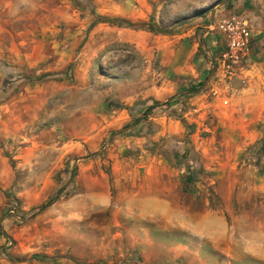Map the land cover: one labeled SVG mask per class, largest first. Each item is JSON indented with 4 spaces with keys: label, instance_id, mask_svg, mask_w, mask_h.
Masks as SVG:
<instances>
[{
    "label": "rangeland",
    "instance_id": "1",
    "mask_svg": "<svg viewBox=\"0 0 264 264\" xmlns=\"http://www.w3.org/2000/svg\"><path fill=\"white\" fill-rule=\"evenodd\" d=\"M231 7L0 0V264H264V113L245 125L240 91L264 86V35L226 71ZM246 129L262 136L236 153ZM129 196L185 220H143ZM207 209L216 242L187 217Z\"/></svg>",
    "mask_w": 264,
    "mask_h": 264
},
{
    "label": "crops",
    "instance_id": "2",
    "mask_svg": "<svg viewBox=\"0 0 264 264\" xmlns=\"http://www.w3.org/2000/svg\"><path fill=\"white\" fill-rule=\"evenodd\" d=\"M213 1L215 0H175L176 4L185 9L201 8ZM231 3L232 7L229 11L233 14L239 12L240 16L248 22L251 40L258 34L264 35V0H231ZM252 73H255V70H252ZM250 80H253L254 83L251 82L247 88L244 87L240 90L246 94L244 103L242 104V116L247 126L261 121L264 113V86H260L254 79L250 78ZM255 87H257L256 92L254 91ZM260 136H262V133L259 130L253 133H250L247 129L241 132L233 131L230 138L234 143V152L237 153L246 148V146L253 142L255 137ZM124 202L125 209L130 211L134 209L133 214L143 220H148L149 218L160 219L164 222L166 228L172 224L175 225L174 219L184 218L185 220L186 210L178 204H173L165 196L143 197L141 199L129 196L128 199H124ZM117 208L120 209L122 206H118ZM187 217H196V220L190 221V227L194 233H197L202 228V223L209 220L214 221L215 225L209 222L210 225L205 227L207 231L204 236L216 242L218 238H222L225 235L226 223L224 217L212 209H207L202 213L198 212L194 215L189 212Z\"/></svg>",
    "mask_w": 264,
    "mask_h": 264
},
{
    "label": "built area",
    "instance_id": "3",
    "mask_svg": "<svg viewBox=\"0 0 264 264\" xmlns=\"http://www.w3.org/2000/svg\"><path fill=\"white\" fill-rule=\"evenodd\" d=\"M227 37V50L223 53V67L229 73L247 55L251 41L248 22L235 16L222 18L217 24Z\"/></svg>",
    "mask_w": 264,
    "mask_h": 264
},
{
    "label": "trees",
    "instance_id": "4",
    "mask_svg": "<svg viewBox=\"0 0 264 264\" xmlns=\"http://www.w3.org/2000/svg\"><path fill=\"white\" fill-rule=\"evenodd\" d=\"M159 104H161L160 101H154V103L152 105L148 106L147 110L152 109L154 106L159 105ZM259 151L264 154V140L261 141ZM52 202H53V199H49L46 203H44L40 206V210H43L44 208L49 206Z\"/></svg>",
    "mask_w": 264,
    "mask_h": 264
}]
</instances>
